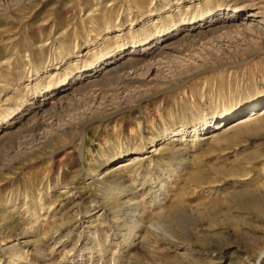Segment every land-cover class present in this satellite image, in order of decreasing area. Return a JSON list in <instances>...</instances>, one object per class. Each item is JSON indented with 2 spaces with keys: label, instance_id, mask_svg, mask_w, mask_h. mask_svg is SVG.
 <instances>
[{
  "label": "rangeland",
  "instance_id": "1",
  "mask_svg": "<svg viewBox=\"0 0 264 264\" xmlns=\"http://www.w3.org/2000/svg\"><path fill=\"white\" fill-rule=\"evenodd\" d=\"M261 249L264 0H0V264Z\"/></svg>",
  "mask_w": 264,
  "mask_h": 264
},
{
  "label": "bare ground",
  "instance_id": "2",
  "mask_svg": "<svg viewBox=\"0 0 264 264\" xmlns=\"http://www.w3.org/2000/svg\"><path fill=\"white\" fill-rule=\"evenodd\" d=\"M206 15L204 13H199V12H193L191 13L188 17L184 18L182 21H181V25L185 26V25H192V24H197L200 20H202L203 16ZM230 124V123H229ZM219 126H217L218 128ZM226 130V129H225ZM212 133V132H211ZM218 133H215V135H217ZM214 135V134H213ZM212 136V135H211ZM121 166V165H120ZM138 172V171H137ZM199 175V174H198ZM148 176V175H147ZM168 179V178H167ZM144 181H148V180H144ZM166 181V179H165ZM125 182V181H124ZM165 184V183H164ZM161 185L163 186V183H161ZM135 188V187H134ZM137 190V189H136ZM106 192V191H105ZM118 192L121 193L122 190L121 189H118ZM137 192V191H136ZM157 193V191H156ZM141 194V193H140ZM110 198H108L107 196L105 197V200L108 201ZM149 203V202H148ZM141 204V203H140ZM138 203H130V209H131V212L134 213V212H137L139 207L142 205H140ZM260 207V206H259ZM141 208V207H140ZM130 214V213H129ZM133 215V214H132ZM132 218V222L134 221V215L131 216ZM35 222H38V219L35 221ZM135 223V221H134ZM37 224V223H36ZM60 227V226H59ZM57 228V227H56ZM160 228V227H159ZM131 230H129L130 232ZM167 238H170V239H175L176 237L172 234V233H168L166 232L164 234ZM129 236H130V233H129ZM159 236V235H158ZM58 242V240H57ZM98 245V244H97ZM12 248V247H11ZM15 247L12 248V250H14ZM17 252V251H16ZM69 254V253H68ZM253 254V253H252ZM256 254V257L253 258L252 260H254V263L253 264H263L264 263V249H261L260 252H255ZM12 256H15L17 257L16 253L13 252V255ZM65 256H68L67 254H65ZM251 256V255H250ZM14 260V258H12ZM247 263V262H246Z\"/></svg>",
  "mask_w": 264,
  "mask_h": 264
}]
</instances>
